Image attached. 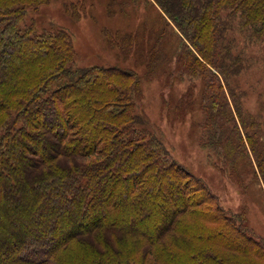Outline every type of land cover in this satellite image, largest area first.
Returning <instances> with one entry per match:
<instances>
[{
    "label": "trees",
    "instance_id": "obj_1",
    "mask_svg": "<svg viewBox=\"0 0 264 264\" xmlns=\"http://www.w3.org/2000/svg\"><path fill=\"white\" fill-rule=\"evenodd\" d=\"M145 1L165 21L157 41H108L149 78L174 62L169 79L200 80L165 108L185 118L199 99L200 145L215 165L264 183V126L243 107L236 35L264 44V0ZM50 2L0 0V264H264L245 214L222 207L138 112L139 75L78 67L67 31L27 22ZM170 29L181 46L164 53Z\"/></svg>",
    "mask_w": 264,
    "mask_h": 264
},
{
    "label": "rangeland",
    "instance_id": "obj_2",
    "mask_svg": "<svg viewBox=\"0 0 264 264\" xmlns=\"http://www.w3.org/2000/svg\"><path fill=\"white\" fill-rule=\"evenodd\" d=\"M77 7L74 13L66 4ZM37 28L63 29L71 36L76 51L78 67H117L131 70L139 75L142 97L137 109L145 116L152 131L163 140L170 157L184 167L192 176L205 185L218 203L231 214L244 213L256 235L264 237V183L247 173L243 182L222 173L215 165L216 158L200 145L202 113L199 99L194 112L185 118L169 114L164 100L179 99L191 84L200 92V80L185 78L183 82L169 79L175 63L164 65L157 74L149 78L144 65L136 64L133 55L125 58L120 46L108 41V33L137 34L140 42L149 48L165 21L153 2L140 0H51L37 9L27 10V22ZM171 35L163 36L164 53L177 50L181 42L170 29ZM237 35L239 50L248 61V67L238 77L237 84L244 93V109L262 122L264 126V44H248L244 36ZM198 97V94L196 95Z\"/></svg>",
    "mask_w": 264,
    "mask_h": 264
}]
</instances>
